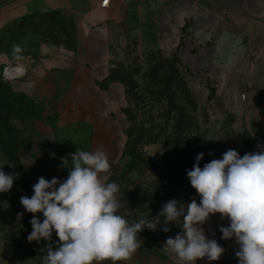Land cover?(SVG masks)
Returning a JSON list of instances; mask_svg holds the SVG:
<instances>
[{"label":"crops","instance_id":"0c3cea01","mask_svg":"<svg viewBox=\"0 0 264 264\" xmlns=\"http://www.w3.org/2000/svg\"><path fill=\"white\" fill-rule=\"evenodd\" d=\"M52 10L72 18L75 49L37 36L32 51L3 50L12 22ZM151 51L177 59L200 102L193 140L204 147V164L228 149L243 156L264 148V0H0V74L13 93L40 109L39 117L15 121L26 139L18 159L30 197L41 176L67 179L77 150L101 149L112 163L124 86L108 76ZM17 205L0 197V264H42L47 245L55 250L58 237L53 231L51 242H29L33 215L13 226ZM36 216L43 222L42 213ZM219 226H229V220L210 216L203 225L207 238L238 245L234 238L222 239ZM137 235L140 248L118 264H180ZM196 264L217 263L204 258Z\"/></svg>","mask_w":264,"mask_h":264},{"label":"clouds","instance_id":"9594fccd","mask_svg":"<svg viewBox=\"0 0 264 264\" xmlns=\"http://www.w3.org/2000/svg\"><path fill=\"white\" fill-rule=\"evenodd\" d=\"M19 51V47L15 46ZM204 153L187 170L191 186L200 197L193 199L185 211L181 202L172 199L148 219L129 223L117 214L123 206L117 196L119 186L109 182L110 161L101 149L71 154L72 167L67 179L50 181L41 176L33 195L21 196L23 208L32 213L29 242H51L55 231L58 245L49 243L42 264H118L129 260L140 248L138 233L145 228L155 231L163 218L162 230L169 222L183 217L182 231L166 239L163 250L173 254L180 264H196L198 259L218 261L225 249L205 235L203 225L210 216L220 214L229 226H219L222 239H235L238 264H264V148L243 156L228 149L222 158L199 166ZM62 167L68 160L61 158ZM0 165V193L13 187L18 174H5ZM43 214V222L36 216ZM22 216L23 214H18Z\"/></svg>","mask_w":264,"mask_h":264},{"label":"rangeland","instance_id":"374dc122","mask_svg":"<svg viewBox=\"0 0 264 264\" xmlns=\"http://www.w3.org/2000/svg\"><path fill=\"white\" fill-rule=\"evenodd\" d=\"M63 17L65 21H68L66 19L68 16L63 15ZM36 39L37 35L28 30L17 32L12 36L7 33L6 37H3L2 39V48L7 52L12 51L23 54L27 51L33 50V47L36 44ZM15 46L19 47V51L15 50ZM168 58L170 57L166 53L161 54L158 51H151L148 52L145 57L135 55L129 63L124 65V71L132 76V79L137 85L135 87V95L127 97L125 93L121 94V108L123 109L126 106L131 107L133 109L131 122L137 124L142 123L144 125L143 127L148 129L149 132L154 134L156 137L155 143H144L138 146V150L145 153V155L149 157L155 165L152 164L136 171H128V165L131 157L126 146L127 136L125 130L131 127V122L128 121L125 113L118 111L117 114L121 117V120L119 121V131L117 132L119 137L115 144L114 159L111 163V170L113 167V173L115 176L123 175L126 179L134 181L135 183L139 182L140 184V187H135L134 185H127V182L121 179L118 181L119 192L117 193V196L121 198L123 206L119 209L117 214L128 217L130 224L138 222L140 219L155 217L162 210V206L165 202L160 200V202L157 203L156 210L150 212L149 214L138 213L134 215L133 209L131 208L128 200L131 195H134V193H141L145 191V189L152 187L151 183L154 181L159 180L168 185L170 191L172 190L174 194L176 193L180 195L185 193L186 195H192L193 197V190H195L189 182L187 171L186 173L183 172L182 181L178 182V179L175 177L171 179L174 175V171H172V166L174 164L172 161L177 159L176 157L178 152L182 151L183 153L181 156V161L183 162L182 165L189 168L188 170L193 168L189 163L186 165L187 159L184 157V154L186 153L184 150L194 144V142L191 141L194 129L191 130L192 132L185 131L183 133L186 138H182L181 144L176 152H169L172 148V124L175 119V105L185 108V106L189 103V98L191 99V95L190 97L189 94L187 96V93L183 92L181 87L175 86L173 81L165 84L166 78L169 77L170 72L166 68L160 69L157 65L162 59ZM0 77L5 80L1 74ZM5 81L6 83L2 86V93L8 94L10 93V85L7 80ZM124 90L125 87L123 88V91ZM189 92L193 96L192 102L197 105L194 112H197L200 102L197 96L192 93L190 89ZM0 95L3 97V94L0 93ZM206 96L208 95L205 94V97ZM192 112L191 116L193 117ZM2 114H4V111L0 108V115ZM16 120L19 121L18 119L12 120L10 115L7 116L6 122L0 119V165H3L2 170L5 174H17L14 165L6 154V142L9 139L10 133H12L10 128L17 127L15 125ZM194 145L196 146L197 144ZM19 178L20 176L18 175V178L14 180L13 187L10 191L0 193V197H3L7 201L11 202V200H13L15 203H19L12 214L13 226L18 225V223H24L23 220L25 217L33 215L32 213H28L20 203V197L24 196V193L21 189ZM123 182L125 185H123ZM123 189L129 191V193L125 194ZM194 196H196V194ZM21 213L23 214L22 216L18 215ZM182 223L183 218L181 217L175 222H169L167 227L170 230L168 232L162 231L163 238L160 241H154L153 239L147 237L145 238L163 247L167 238H174L177 233L182 231ZM162 227H164L163 218H161L160 224L157 225L156 230ZM145 230L151 231L147 228H145ZM217 242L225 249V251L221 258L215 262L217 264H229L228 259L233 257L235 248L239 246L234 245L233 243H224L221 240H217Z\"/></svg>","mask_w":264,"mask_h":264},{"label":"trees","instance_id":"16d2710c","mask_svg":"<svg viewBox=\"0 0 264 264\" xmlns=\"http://www.w3.org/2000/svg\"><path fill=\"white\" fill-rule=\"evenodd\" d=\"M66 19L68 21H65L63 15L56 10L45 11L41 13H28L12 22L7 28H5V31L9 33H17L28 30L33 32L37 36L49 39L53 44H62L67 49L73 50L76 46L75 25L71 17H68ZM157 66L160 69L166 68L170 72L169 77L166 78L165 84L173 81L175 83V86L181 87L182 91L187 93V96L188 94L189 97L191 95V99L189 98V103L187 106H185V108L179 105H175V119L173 120L172 124V148L169 152H176L181 144L182 138H186L183 133L185 131L192 132L191 130L194 129V131L192 132L193 135L191 137V141L197 145L195 146L193 144L184 150L186 152L184 154V157H186L187 159L186 165H188L189 163L193 167V165L196 163V156L201 152L204 153V147L202 143H198L193 140V137L198 134V124L195 119V115L197 112H194V109H196L195 107H197V105L192 102L193 96L189 92L187 81L183 77L178 67L177 59L175 57L162 59ZM124 70V67L120 65L115 67L109 74L108 79L110 81L120 82L125 87V95H127V97H130V95H135V87L137 84L132 79V76ZM5 83L6 81L2 77H0V93L3 94V97L0 95V108L4 111V114L0 115V119L6 122L7 116L9 115L12 120H22L26 116L39 117L40 109L27 96L20 93H13L11 89L10 93L8 94L2 93V86ZM122 111L123 113H125L128 121L131 122L133 109L129 106H126L122 109ZM191 112L194 118L191 116ZM143 126L144 125L142 123L137 124L131 122V127L125 130L127 136L126 146L131 157L128 165V171H136L152 164L155 165V163L152 162L150 158L145 155V153L138 150L139 145L144 143H155L156 141L155 135L151 134V132H149V130L144 128ZM10 129L12 133H10L9 139L6 142V154L9 160L14 165L16 173L20 176L19 179L24 196H28L30 198L27 189L28 183L25 180L24 175H22V173L20 172L18 159L19 151L25 144L26 139L22 135V130L18 127H12ZM182 154V151L178 152L176 157L177 159L172 161V163L174 164V167L172 166L174 175L171 177V179L175 177L178 179V182L183 180V172L186 173V171L189 169L182 165ZM204 157L205 155L203 156V159L199 164L201 168L203 167L205 162ZM113 169L114 168L112 167L111 173L109 175V182H115L116 184H118V181L121 179L127 182V185L140 187L139 182L135 183L134 181L126 179L123 175L115 176L113 173ZM151 184L152 187H150L149 189H145V191L141 193H134V195H131L129 197L128 200L130 202L131 208L133 209L134 215L138 213L149 214L150 212L156 210L157 203L160 202V200H163L166 203L172 199H176L177 201L181 202L185 211L187 210V204L190 203L193 199H195L197 203H199L200 201L196 190H193L194 192L192 197V195L189 196L185 193L180 195L176 193L174 194L172 190L170 191L168 185L162 183L159 180H156ZM123 185H125L124 182ZM123 191L125 194L129 193V191H127L126 189H123ZM195 194L196 196H194ZM162 228H159L155 231H147L144 229L143 231L139 232V234L143 235L144 237L151 238L154 241H160L163 238ZM237 250L238 247L235 248L233 257L228 259L229 264H238V258L235 256V252Z\"/></svg>","mask_w":264,"mask_h":264},{"label":"built area","instance_id":"2783aa9c","mask_svg":"<svg viewBox=\"0 0 264 264\" xmlns=\"http://www.w3.org/2000/svg\"><path fill=\"white\" fill-rule=\"evenodd\" d=\"M105 5H107V2H106V1H103V2L101 3V6L104 7ZM241 96L243 97L244 94H242Z\"/></svg>","mask_w":264,"mask_h":264}]
</instances>
